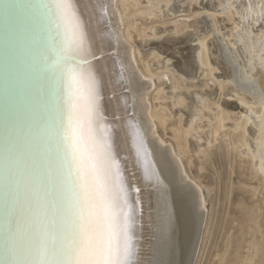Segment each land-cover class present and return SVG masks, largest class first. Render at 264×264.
<instances>
[{"label":"bare ground","instance_id":"1","mask_svg":"<svg viewBox=\"0 0 264 264\" xmlns=\"http://www.w3.org/2000/svg\"><path fill=\"white\" fill-rule=\"evenodd\" d=\"M194 1L80 3L92 31L107 38L97 43L94 63L103 72L102 114L127 187L139 264L199 263L206 194L215 181L210 146L229 120L212 109L222 85L218 90L208 79L222 63L243 108L240 118L228 124L236 140L228 134L224 138L248 159L264 186V90L257 79L264 77V0H208L210 5L189 14ZM48 4L50 0H0V264L19 258L5 251L6 169L14 173V187L21 193L29 176L51 182L57 170L52 129L59 97L49 71ZM157 12L181 18L161 27L154 21L136 23L137 17L154 20ZM205 14L212 20L224 15L233 23L224 33L218 29L219 39L212 41L214 68L207 46L214 34L210 29L201 33ZM215 121L217 127H211ZM141 140L159 187L145 178L137 159ZM244 218L238 236L228 239L218 255L220 264L231 263L230 258L233 264H264V216L252 208Z\"/></svg>","mask_w":264,"mask_h":264},{"label":"snow or ice","instance_id":"2","mask_svg":"<svg viewBox=\"0 0 264 264\" xmlns=\"http://www.w3.org/2000/svg\"><path fill=\"white\" fill-rule=\"evenodd\" d=\"M80 3L46 5L49 71L59 97L52 129L58 164L53 181L29 176L22 193L6 169L5 251L19 257L11 264H139L127 187L102 114L103 72L94 63L97 43L107 38L92 31ZM143 146L141 140L137 159L159 187Z\"/></svg>","mask_w":264,"mask_h":264},{"label":"rangeland","instance_id":"3","mask_svg":"<svg viewBox=\"0 0 264 264\" xmlns=\"http://www.w3.org/2000/svg\"><path fill=\"white\" fill-rule=\"evenodd\" d=\"M212 1L214 3H218L220 0ZM207 3L209 4L208 0H197L192 2L187 8L188 11H190L188 13H197L203 7H206ZM205 15V23L201 29V33H206L207 30L210 29L209 31L213 32L214 34V38L211 37L207 41L209 64L212 68H214L215 64L218 65V62L215 60L213 50L215 49V45L212 41H218L219 36L216 33L218 32V29L224 33L225 30H228L233 26V23L226 20L224 15H217L215 20H212L210 17L208 18L207 14ZM179 16L180 14L173 17H162L157 12L155 17H152L154 20L150 21L143 17H137L136 23H139L140 25H138L141 26V24L149 25L154 21L156 25L161 27L162 25L166 24L170 25L174 21L180 19L181 17L179 18ZM172 18L173 20H171ZM145 22L147 23L143 24ZM179 35H182V33ZM218 68V71H213L215 72L214 74L216 76L212 73V79H210L211 74L209 73L208 75L210 83L213 81V85L218 87V90L219 85H222V89L217 92V96L213 101L214 105L212 109L218 113L226 115L229 120L226 121L227 123H224L223 126L226 124L224 129L223 127L222 129L219 128L217 139L216 141H213L214 143H212L210 146V171H212V176H214L215 181H213L215 186L213 185L212 187L213 191L211 190V192L206 194L208 198L206 203L207 226L205 225L206 231L204 230L206 232L204 237L206 238L201 244L202 246L200 255L198 256V264H220V257L218 255H221L224 252L228 239L238 236L239 230L241 228L239 226H241L240 223L243 221L245 213L249 212L253 208L260 210L264 216V186L261 185L258 179H255L253 176V171L251 170L248 159L241 158L239 150L233 149V147L231 148L228 139L224 138V135L228 134L229 137H231V140H236L235 136L237 133L233 132L228 124L240 118L243 108L238 101L239 98H237L241 94H235L233 86L224 77V75H228L227 67H225L224 63H222L220 66H218ZM257 79L264 90V77L257 76ZM245 98L247 101L251 100L249 95H245ZM216 104L220 107H218ZM216 125L217 122L215 121L211 124V127H217ZM247 238L249 239L250 237ZM233 251L234 250L231 249L229 255H232ZM241 252L243 254L246 251L244 250ZM230 261L232 262L230 263L227 261L225 264H233V258H230ZM195 263L197 264V262Z\"/></svg>","mask_w":264,"mask_h":264},{"label":"water","instance_id":"4","mask_svg":"<svg viewBox=\"0 0 264 264\" xmlns=\"http://www.w3.org/2000/svg\"><path fill=\"white\" fill-rule=\"evenodd\" d=\"M98 58V57H97Z\"/></svg>","mask_w":264,"mask_h":264}]
</instances>
